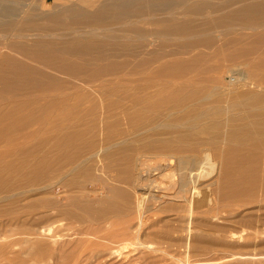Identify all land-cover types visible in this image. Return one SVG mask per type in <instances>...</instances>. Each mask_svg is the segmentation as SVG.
I'll return each mask as SVG.
<instances>
[{"label": "rangeland", "instance_id": "obj_1", "mask_svg": "<svg viewBox=\"0 0 264 264\" xmlns=\"http://www.w3.org/2000/svg\"><path fill=\"white\" fill-rule=\"evenodd\" d=\"M99 1L80 5L94 10ZM195 1L218 10L173 17L202 22L263 0L182 4ZM215 29L197 34L221 40L224 28ZM260 32L258 57L203 61L212 65L213 82L205 87L197 78L160 105L182 106L177 113L163 114L158 104L127 112L132 95L156 93L148 86L161 83L143 73L109 93L80 84L86 93L69 90L73 100L61 112L38 110L27 97L28 110L10 114L16 120L0 142V264H264V27ZM158 40L150 37L139 56ZM188 53L178 58L193 60ZM171 58L161 54L145 69ZM200 105L207 113L189 127ZM113 109L118 122L109 123ZM166 116L183 123L171 127Z\"/></svg>", "mask_w": 264, "mask_h": 264}, {"label": "bare ground", "instance_id": "obj_2", "mask_svg": "<svg viewBox=\"0 0 264 264\" xmlns=\"http://www.w3.org/2000/svg\"><path fill=\"white\" fill-rule=\"evenodd\" d=\"M89 1L54 0L57 8L50 10L53 4L46 0L38 3L34 0H0V49L6 50L0 51V110H7L0 118V142L9 138V134L5 137L2 133L10 130L9 125L16 120L10 114L23 112L30 106L23 105L27 97H33V105L38 110L61 112L70 108L69 101L73 100L69 90L86 93L80 84L97 91L102 89L100 93H109L116 88V83H134L142 73L149 79H159L160 85L148 86L157 90L156 93L145 89V93L132 95L127 112L133 115L141 111V107L149 109L155 104L167 105L169 98L181 95L175 92L188 88L197 78L205 87L213 82L214 76L209 75L213 68L206 65V60L214 58L220 63L241 57L252 59V55L258 57L260 30L264 27V0L202 22L178 20L173 16L212 13L218 10L216 5L195 1L184 6L185 0H100L94 10L80 5ZM161 14H169L170 17L153 21L152 17ZM151 24H159L162 28L155 31L147 29L146 25ZM235 25L240 28L233 29ZM113 26L117 28H110ZM215 28H224L221 40L209 33L197 34ZM251 28L257 32H250ZM150 37H159L153 51L139 56ZM197 45L209 46L210 50L208 53L191 54ZM182 51H188L193 60H180L178 57ZM161 54L173 58L160 62L155 69H145L153 58H159ZM261 73L264 74L262 69ZM241 80L246 81L242 73ZM169 90L173 93H162ZM44 94L49 98L45 104L39 102V97ZM181 108L168 104L166 108L160 106L159 109H167V113H161L171 114ZM206 110L200 105L195 115L186 119L189 127H197ZM110 111L108 119L105 118L107 122H118L116 115L120 111ZM164 123L180 127L183 122L166 116ZM241 204L247 205L245 202Z\"/></svg>", "mask_w": 264, "mask_h": 264}]
</instances>
